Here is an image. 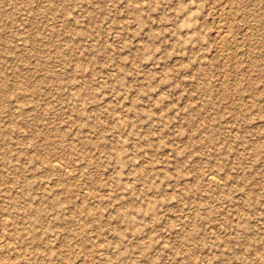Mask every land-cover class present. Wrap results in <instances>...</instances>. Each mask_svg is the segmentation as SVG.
<instances>
[{"label": "rangeland", "instance_id": "374dc122", "mask_svg": "<svg viewBox=\"0 0 264 264\" xmlns=\"http://www.w3.org/2000/svg\"><path fill=\"white\" fill-rule=\"evenodd\" d=\"M34 209L73 264H264V0H0V232Z\"/></svg>", "mask_w": 264, "mask_h": 264}, {"label": "bare ground", "instance_id": "6f19581e", "mask_svg": "<svg viewBox=\"0 0 264 264\" xmlns=\"http://www.w3.org/2000/svg\"><path fill=\"white\" fill-rule=\"evenodd\" d=\"M211 175L212 174H210V176ZM210 180H213V177H210ZM86 211L87 210L85 208H81V207L78 208V212L83 213ZM90 212L91 211L87 212L88 215H90L89 214ZM42 216L43 214L40 211L35 210L32 213V215L29 216V221H30L29 226L25 228L23 231L19 230V228L10 229V226L13 223V221L11 222L12 220L11 218H10V221L9 220L4 221V224H3L4 231L0 232V264H73V260H72L73 255L69 252V250L71 249L67 250L66 249L67 247L64 249V245H63V242H65L67 239L59 241V239L61 238L60 237L61 235L58 234L60 237L59 238L58 235H56V233L54 234L55 229L53 230L50 225H47V226L43 225L42 230L38 228V224L40 222L42 223V220H44ZM69 217L65 219L66 221L65 224L67 226L70 225L71 227V224L73 223L74 219L72 220ZM16 221L17 220H15V222ZM89 222L90 221H88V223ZM71 228H73V226ZM69 231H67L68 232L67 234H69ZM72 231L74 230L72 229ZM56 242H58L57 244H60L59 247L58 245H56ZM70 248H74V247L70 246ZM78 249H81V248H78Z\"/></svg>", "mask_w": 264, "mask_h": 264}]
</instances>
